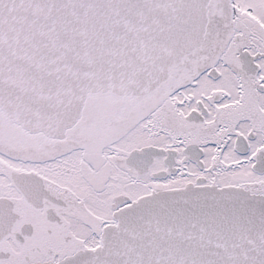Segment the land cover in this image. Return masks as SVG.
I'll return each mask as SVG.
<instances>
[{
    "label": "snow or ice",
    "instance_id": "obj_1",
    "mask_svg": "<svg viewBox=\"0 0 264 264\" xmlns=\"http://www.w3.org/2000/svg\"><path fill=\"white\" fill-rule=\"evenodd\" d=\"M0 264H264V0H0Z\"/></svg>",
    "mask_w": 264,
    "mask_h": 264
}]
</instances>
